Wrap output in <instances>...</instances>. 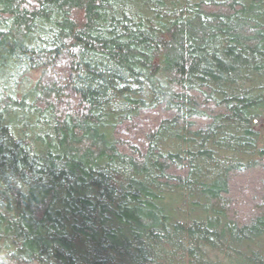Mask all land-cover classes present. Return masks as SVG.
I'll list each match as a JSON object with an SVG mask.
<instances>
[{"label":"trees","instance_id":"16d2710c","mask_svg":"<svg viewBox=\"0 0 264 264\" xmlns=\"http://www.w3.org/2000/svg\"><path fill=\"white\" fill-rule=\"evenodd\" d=\"M0 264H264V0H0Z\"/></svg>","mask_w":264,"mask_h":264}]
</instances>
